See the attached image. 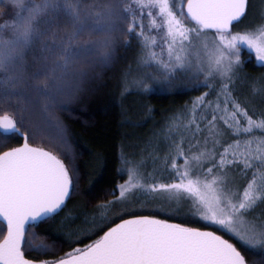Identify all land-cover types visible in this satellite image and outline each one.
Wrapping results in <instances>:
<instances>
[{
	"label": "snow or ice",
	"instance_id": "snow-or-ice-1",
	"mask_svg": "<svg viewBox=\"0 0 264 264\" xmlns=\"http://www.w3.org/2000/svg\"><path fill=\"white\" fill-rule=\"evenodd\" d=\"M5 7L0 137L6 144L18 134L23 143L0 151V264H264V75L246 76L241 57L246 50L264 67V14L240 27L249 0H7ZM131 40L138 67L155 71L131 80L123 73L122 95L129 84L167 91L181 77L206 91L168 119L148 153L152 172L143 155L122 153L127 179L69 229V251L29 259L26 249L53 247L37 244L33 229L59 216L79 185L74 164L29 136L67 148L57 110L112 68ZM245 81L248 94L238 87ZM149 201H160L170 218L143 214ZM181 215L185 223L171 222ZM193 216L201 227L187 226Z\"/></svg>",
	"mask_w": 264,
	"mask_h": 264
},
{
	"label": "trees",
	"instance_id": "trees-1",
	"mask_svg": "<svg viewBox=\"0 0 264 264\" xmlns=\"http://www.w3.org/2000/svg\"><path fill=\"white\" fill-rule=\"evenodd\" d=\"M5 10V5L0 2V19ZM252 13L253 6L249 0L248 19L240 27L250 21ZM138 51L136 40H131L129 47H120L115 65L103 70L97 79L84 85V91L76 99L66 102L65 110H57L56 115L67 131V148L48 140H33L31 135L29 136L30 143L40 144L46 150L61 155L65 163L74 164L78 170L79 185L74 193H70L65 202L67 207L59 216L33 229L40 236L36 243L52 245V249L48 252H38L28 248L25 252L27 258L37 262L51 260L69 251V229L75 231L87 214L92 213L102 202L111 200L112 191L127 179V175L120 171L122 153L128 155L129 151L141 148L147 154L153 151L168 119L206 91L203 87L185 84L174 86L167 91L157 89L144 92L129 84L128 91L122 95V74L131 73L135 66H138ZM245 67L255 74L264 71V67L254 65L253 61L247 62ZM40 103L38 98L34 99V120H39L42 116ZM4 107L0 105V109ZM2 142L3 137H0V151L20 146L23 139L17 134L6 144ZM165 178L166 174L161 176V179ZM142 213H158L160 219L170 218L160 212ZM184 220L172 217L171 222H186ZM191 224L199 227L203 225L200 222ZM83 242L88 243L90 240L84 238ZM74 246L83 245L76 243Z\"/></svg>",
	"mask_w": 264,
	"mask_h": 264
},
{
	"label": "rangeland",
	"instance_id": "rangeland-1",
	"mask_svg": "<svg viewBox=\"0 0 264 264\" xmlns=\"http://www.w3.org/2000/svg\"><path fill=\"white\" fill-rule=\"evenodd\" d=\"M0 2L2 4H4L5 6L7 4V0H0ZM250 5L253 6V13L251 15L250 21L248 23H246L245 25H248V24H250V23H252L254 21H258L260 19L261 15L264 14V0H250ZM7 11H8V9L6 8L5 12H7ZM5 18L6 17L3 15L2 18L0 19V22H2ZM245 25H243L242 27H244ZM241 57H242V59L245 62L244 63V74L246 76H248V77H260L261 75H264V71L262 73L255 74L250 69H248V68L245 67L246 66V63L249 62V60H248V52L246 50L242 51ZM252 61H253L254 65L258 66L257 63H256V61L254 59ZM149 70L155 71L154 69H143V68H140L138 66H135V68L133 69V71L130 73L129 78L132 79L134 76L140 74L142 71H149ZM185 84L187 85V84H193V83H190L186 78L181 77L180 79H178L176 81L175 86H180V85H185ZM246 84H247V81H245V83H243V84L238 85V87L240 88V90L244 94H248L247 93ZM193 85H195V84H193ZM253 103L256 104L257 107H260V105H261L260 98L259 97L253 98ZM141 155H143L146 158V161H147L146 171L152 172L153 171V163H152V160L150 158H148V154L147 153H145L144 151H142V148L139 149V150L129 151V153H128L127 156L133 157V158H139ZM147 203L150 206L142 209L141 211L160 212V213H163V214H166V215H169L170 216V213L163 212V211H158L161 207L164 206V205H162V203L160 201H149ZM175 217L181 218V219H185V217L183 215H181V216H175ZM192 221H193V223H195V221H199V217L193 216L192 217ZM199 222L200 223H204L203 221H199ZM180 223H185V222H180ZM187 226L188 227H199V226H196L194 224H191V222L187 223ZM233 242H235V241H233Z\"/></svg>",
	"mask_w": 264,
	"mask_h": 264
},
{
	"label": "water",
	"instance_id": "water-1",
	"mask_svg": "<svg viewBox=\"0 0 264 264\" xmlns=\"http://www.w3.org/2000/svg\"><path fill=\"white\" fill-rule=\"evenodd\" d=\"M66 202V201H65Z\"/></svg>",
	"mask_w": 264,
	"mask_h": 264
}]
</instances>
